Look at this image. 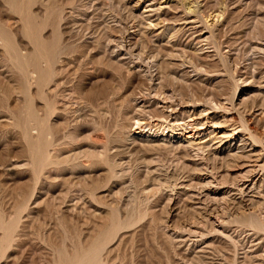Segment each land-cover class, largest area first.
Segmentation results:
<instances>
[{"label":"rangeland","instance_id":"rangeland-1","mask_svg":"<svg viewBox=\"0 0 264 264\" xmlns=\"http://www.w3.org/2000/svg\"><path fill=\"white\" fill-rule=\"evenodd\" d=\"M132 1L0 0V264H264V181L241 195L225 178L232 160L135 135L141 115L159 135L168 132L156 104L167 100L187 121L209 112L223 130L243 126L245 85L237 77L251 75L250 59H260L253 47L264 44V23L255 15H264V0H223L231 8L210 34V56L192 51L197 40L182 19L209 34L205 15L225 2L208 0L199 13L201 0H142L134 13ZM191 2L198 13L187 9ZM158 17L169 29L162 36V27L149 26ZM129 31L137 35L121 47ZM153 57L161 66L149 84ZM134 64L141 74L131 72ZM136 99L151 108L138 112ZM204 123L200 130H213ZM249 125L243 135L262 140L264 166V124ZM257 172L264 178V168ZM209 175L234 191L209 198L198 179ZM221 222L237 245L215 231Z\"/></svg>","mask_w":264,"mask_h":264},{"label":"bare ground","instance_id":"bare-ground-1","mask_svg":"<svg viewBox=\"0 0 264 264\" xmlns=\"http://www.w3.org/2000/svg\"><path fill=\"white\" fill-rule=\"evenodd\" d=\"M128 1V0H127ZM142 0H136L135 2H130V4H133V12L134 13H137L139 12V6L141 4ZM201 2V7L199 8L200 10L201 9H204L202 12H199V13H204L205 10H208L210 8H208V0H201L199 1ZM199 2H191L193 5L191 6V3L189 4L190 6L187 8L189 11L191 12H195V13H198V10L197 7L195 8V5L196 3H199ZM218 2V0H217ZM224 2L226 3V1H221L220 3H223ZM229 2V1H228ZM227 2V3H228ZM252 2V1H251ZM166 4H168L167 2H165ZM227 3L225 4V10L223 11H216L217 8H215V10H209L210 13H208L207 11V15L205 16H208V18H212V24H211V32L209 31V34H207V32H204V29H201L200 26H198V23L196 22V20H192V21H189L188 19H182V21H184V25L185 26H189L190 28V31H192L194 34H195V40H197V43H194L197 44V47H195L192 51L194 52H203V53H208V56H210L209 53L211 52H207V48L206 46L208 45V43L210 44V34H212L214 32L215 29H217L219 26H221V19L224 18V21H225V17H227V14H229V9L228 8H231L227 5ZM232 3V2H231ZM230 3V6L231 5H234ZM247 3V2H246ZM222 4V5H223ZM238 4V3H237ZM240 4V3H239ZM245 4V3H244ZM248 4V3H247ZM252 3H249V6L251 5ZM236 5V4H235ZM167 6V5H166ZM170 6V5H169ZM248 6V5H247ZM254 6V4H253ZM168 7V6H167ZM192 8H194V10H192ZM162 9V8H161ZM160 9V10H161ZM219 10V9H218ZM260 11V10H259ZM240 12V11H239ZM261 12H264V11H261ZM256 13V12H255ZM209 14V15H208ZM233 14V13H232ZM231 14V15H232ZM142 15V13H141ZM140 15V16H141ZM230 17V16H229ZM256 17V20L257 22H263L264 23V15H262L261 13H256L255 15ZM160 17H158V19L156 21L154 20H151L150 19V23H149V26H150V30H155L157 28H161V32H160V35L162 36L163 34H165L167 31H169V29L167 28L168 26L165 24V22L161 19H159ZM255 19V18H253ZM228 21V20H227ZM200 22V21H199ZM230 21H228L229 23ZM203 23V22H202ZM207 23V22H205ZM225 24V23H224ZM183 25V26H184ZM223 26V25H222ZM226 26V25H225ZM229 26V24H228ZM227 26V27H228ZM230 26H231V23H230ZM204 27V26H203ZM207 27V26H206ZM182 29V28H181ZM188 29V28H186ZM185 29V30H186ZM210 29V28H209ZM208 29V30H209ZM140 30V29H139ZM220 30V29H219ZM218 30V32H219ZM182 31V30H181ZM180 32V31H179ZM190 34V33H189ZM215 33H213L214 35ZM221 34V33H219ZM218 34V36H219ZM137 35V32L136 31H133V32H126V36L124 38V41L121 43V47H126L125 43H126V39L128 40H131L133 37L135 38V36ZM190 36V35H189ZM216 36V34H215ZM214 36V37H215ZM193 37V36H192ZM194 38V37H193ZM127 42H130L128 41ZM190 40V39H189ZM210 41V42H209ZM191 42V41H190ZM230 42V41H229ZM236 42V41H235ZM234 42V44H235ZM230 45H232L233 43H229ZM228 44V46H229ZM255 44V43H254ZM130 45V43H129ZM133 45V44H132ZM209 46V45H208ZM236 46V44L234 45ZM131 48V47H130ZM134 48V47H133ZM218 48V47H217ZM229 49L231 48L230 46L228 47ZM234 48V47H233ZM250 48V47H249ZM122 49V48H121ZM135 49V48H134ZM210 49V48H209ZM126 50V49H125ZM123 50V51H125ZM128 50V49H127ZM136 50V49H135ZM134 50V51H135ZM253 50L258 52V54H261L260 56V59L255 61L254 60V57L253 58H249L250 61H251V64L252 66H255V70L252 71V74L248 75L249 72H247V69H246V72L247 73H243L241 74L240 76H238L237 78H239L240 82H243V84L245 85L244 89H243V92H244V98H242V101H241V109L238 108V110H241V113H242V120H243V126L241 125L240 127L237 126V127H233L231 130L226 128V130H223L222 128H220V123L217 122L218 120H216V115H210L209 112H207V114H205L204 116H202L200 113V115L202 117H197L196 113H194L192 116L189 117L190 121H187L185 119H182L178 117L177 115V112H174L175 110L177 111V109H174V105L171 103V102H168L167 101H163V102H156L157 108H161V111H163V113L167 114V119H168V124H167V127H166V131H168L166 134H162V135H159V132L158 130H153L152 127H153V124L152 123H149L146 121L145 118H141L138 117L136 118L134 116V113H133V116L136 118H134L135 120V123H136V126H137V132L135 133V135L137 137H140V138H143V139H147V140H152V141H155V142H162V143H170V145L172 146H177V148L179 149H182L184 150L186 153L189 152L191 149H193L194 147H197L198 149H203V148H209V149H212V153L213 155L211 157H213V159L217 160L218 159H221V160H224L226 161L227 159L229 160H232L233 162L236 163V165L232 164V167H227V169L225 170V172L227 173V175L225 176V178L229 175L232 177V180H233V187H234V190L238 191L241 193V195L245 192H248V193H251L254 191V189H256L257 187H259L260 185V188L262 187V184H263V179L261 176H259L257 173V171L259 169H263L264 166L262 164L263 162V159H262V156H261V153L259 154L257 148H258V144H260L262 142L261 139H259L258 137H255L253 135H250L249 138H246L243 133L245 132L244 130L246 131H250V128L248 127L250 121L251 123L253 121H255V123L259 126L260 124H264V44H258L256 47H253ZM122 50H114V55L115 57L117 58H120L122 59L124 55H126L123 51V53L121 52ZM229 51V50H228ZM236 51V50H235ZM128 52V51H127ZM133 52V51H132ZM228 54V53H227ZM138 55V54H137ZM207 55V54H206ZM139 56V55H138ZM173 56V55H172ZM253 56V55H252ZM174 57V56H173ZM259 57V56H258ZM257 57V59H258ZM126 58V57H125ZM154 59H152L150 62H149V59H148V66L146 65V67L149 69L148 71V75H151V83L149 84H152L154 83L155 81H157L158 79H156V76H155V73H156V69L158 68V71L160 70L159 67L161 66V62L159 60V58L157 57H153ZM227 58V56H226ZM256 58V57H255ZM140 59V58H139ZM147 59V58H146ZM171 59V58H170ZM176 59V58H174ZM248 59V60H249ZM185 61V60H184ZM123 62V61H122ZM134 63V61H133ZM135 63H138V62H135ZM146 64V62H145ZM184 64V63H183ZM249 64V63H248ZM144 65V64H143ZM181 65V64H180ZM259 65H261V69L258 70L259 68H257ZM125 66V64H124ZM142 66V65H141ZM127 67H130L129 65H127ZM182 67V66H181ZM251 67V66H250ZM140 68V66L134 64L131 66L130 70L131 72L133 71L134 73L138 74L137 71H139L138 69ZM196 68V67H195ZM202 68V67H201ZM128 69V68H127ZM198 69V68H197ZM251 70V68H249ZM248 69V70H249ZM258 71H257V70ZM202 70V69H201ZM237 70V69H236ZM249 70V71H250ZM155 71V72H154ZM242 71V70H240ZM199 72V71H198ZM245 72V71H244ZM142 73V72H141ZM140 71H139V74H141ZM158 73V72H157ZM201 73V71H200ZM239 73V71H238ZM242 73V72H241ZM251 73V71H250ZM130 74V73H129ZM138 74V75H139ZM187 74V73H186ZM236 74V73H235ZM134 77V76H132ZM138 77V76H137ZM150 77V76H149ZM159 77V76H158ZM149 80V82H150ZM162 80V78H161ZM158 82V81H157ZM239 82V81H238ZM160 83V82H159ZM157 84L160 85V84ZM241 84V83H240ZM160 89V88H159ZM159 92V91H158ZM161 93V92H160ZM151 94V93H150ZM156 94V93H154ZM255 94V95H254ZM163 95V94H162ZM254 95V96H253ZM155 96V95H154ZM153 96V97H154ZM149 97V95H148ZM157 97V95H156ZM169 97V95H168ZM142 98V97H140ZM147 98V97H146ZM159 98V97H158ZM166 98V97H165ZM174 98V97H173ZM148 99V98H147ZM144 100V101H136L135 104L133 106H135V109H137V111H144V110H147V109H150L151 108V104L149 101ZM150 99V98H149ZM153 99V98H151ZM157 99V98H155ZM154 100V99H153ZM165 100V99H164ZM155 101V100H154ZM174 102V101H173ZM133 104V103H132ZM155 104V103H154ZM183 105V104H182ZM239 105V106H240ZM186 106V105H185ZM184 107V106H183ZM154 108V107H153ZM188 109V108H186ZM157 110V109H156ZM155 110V111H156ZM205 110V109H204ZM135 111V110H134ZM135 111V113L137 112ZM185 111V110H184ZM230 111V110H229ZM228 111V112H229ZM146 113V111H144ZM150 112V110H149ZM152 112H153V109H152ZM151 112V113H152ZM183 112V111H180V113ZM205 112V111H204ZM137 114V113H136ZM135 114V115H136ZM148 114V113H147ZM138 115V114H137ZM144 115V113H143ZM231 114H226L224 115L222 118L224 120V123L229 124V122H233L234 119L230 116ZM246 116H249L251 118V120L248 122H246ZM162 117V116H161ZM160 117V118H161ZM164 117V116H163ZM157 119L156 121V125L155 126H159V124H161V120ZM188 119V120H189ZM222 120V121H223ZM248 120V119H247ZM253 120V121H252ZM164 121V120H163ZM206 122V123H211L213 124V130L209 131L208 127L204 130H200L198 128V126L200 127V124H202L203 122ZM237 121V120H236ZM235 122V121H234ZM233 122V123H234ZM204 123V125L206 124ZM248 123V124H247ZM218 124L220 126H218ZM221 124H223L221 122ZM224 125V124H223ZM230 125V124H229ZM228 125V126H229ZM234 125V124H233ZM245 125V126H244ZM154 126V127H155ZM231 126V125H230ZM250 126V125H249ZM261 126V125H260ZM244 127V129H243ZM262 127V126H261ZM201 128V127H200ZM225 129V128H224ZM190 130V131H189ZM158 132V133H157ZM203 138L205 140H203ZM262 138V137H260ZM239 139L240 142L239 144L237 145L235 143V141ZM263 139H264V136H263ZM252 141L253 142V145H248L249 142ZM264 141V140H263ZM211 144V145H210ZM249 149V150H248ZM206 150V149H205ZM260 151V150H259ZM211 153V154H212ZM247 158L249 159H256L255 163H257L256 165L254 164V166H251L248 164L246 166L245 162V159L247 160ZM220 160V161H221ZM213 161V160H212ZM249 161V160H248ZM247 161V162H248ZM251 161V160H250ZM249 161V162H250ZM254 161V160H253ZM214 162V161H213ZM216 162V161H215ZM218 162H216L217 164ZM223 163V161H222ZM225 165L226 162H224ZM228 163H231L228 162ZM253 163V162H251ZM212 165H215L214 163ZM224 165V164H223ZM227 166H230L229 164ZM222 167V165L220 166V168ZM226 167V166H225ZM207 168V167H206ZM219 168V169H220ZM208 169V168H207ZM214 170V167L212 168ZM224 169V168H223ZM206 170V169H205ZM221 172V170H219ZM224 172V171H223ZM260 172V171H259ZM210 175H211V172H209ZM214 173V172H213ZM219 173V172H217ZM216 173V175H217ZM203 175V174H202ZM205 175H208L207 173H205ZM209 175V176H210ZM261 175V174H260ZM213 176V174H212ZM222 177V176H220ZM224 177V175H223ZM229 177V178H231ZM219 179V176L217 177ZM197 179V178H196ZM201 183L205 182L204 186L206 188L205 189H202L203 186H201V189L202 191H204L205 195L209 196L210 197H213V199H222L224 200L227 196V194H229V192L234 191L233 189L231 190H227L225 187L223 188L222 187H217L215 186L213 183H212V178L211 176L208 178H203V177H200L198 178ZM216 179V177L214 178ZM216 179V180H218ZM222 179V178H220ZM217 182V181H216ZM207 183V184H206ZM220 183V181H219ZM222 183V182H221ZM214 185V186H213ZM220 185V184H218ZM222 185V184H221ZM185 186V185H184ZM188 186V185H187ZM232 187V186H231ZM230 187V188H231ZM204 188V187H203ZM261 190V189H260ZM201 191V190H200ZM201 193V192H200ZM257 193V192H256ZM238 194V193H237ZM255 194V193H254ZM202 195V194H201ZM246 195V193H245ZM261 195V194H260ZM204 196V195H203ZM252 196V195H251ZM217 200V201H218ZM247 200V199H246ZM249 200V199H248ZM252 200V199H251ZM252 202H254L252 200ZM252 204V203H251ZM249 205V204H248ZM254 205V203L252 204V206ZM249 209V208H248ZM241 211V210H240ZM252 213V212H251ZM249 215V217L251 216L252 218L256 216V212L252 213ZM240 214V213H239ZM238 214V215H239ZM247 214L246 212L243 213L241 212L240 214V218L241 217H245ZM247 217V216H246ZM236 218V216H235ZM239 219V217H238ZM250 219V218H249ZM236 220V219H235ZM252 220V219H250ZM254 220V219H253ZM257 221H260V219H256ZM254 220V221H256ZM232 221V220H230ZM256 221V223H257ZM228 222V221H227ZM233 222V221H232ZM213 223V222H212ZM231 223V222H230ZM226 224L225 222H221L219 223L218 225H215V231L219 232L225 239L229 238L232 242V244L235 246L237 245L234 244L236 241L233 240L232 236H230V234L228 235L227 234V230H226ZM258 224V223H257ZM214 228V227H213ZM214 230V229H213ZM196 232L195 230H193L192 233H195V234H192V235H196ZM200 232V231H199ZM216 232V233H217ZM198 234V233H197ZM202 234V233H201ZM190 235V234H189ZM207 236V235H206ZM234 237V236H233ZM228 239V240H229ZM205 240V239H204ZM182 241V240H181ZM235 241V242H234ZM202 243V242H201ZM205 243H207L208 245L206 247L210 245L213 246V243L211 240L209 239H206ZM212 243V244H211ZM196 244H197V241H196ZM238 245H239V242H238ZM211 246V247H212ZM205 248V247H204ZM209 249V248H208ZM200 251V250H199ZM245 252V251H244ZM198 253V252H197ZM203 253V252H202ZM247 254V253H246ZM245 254V255H246ZM246 256H244V258L242 259H245ZM237 258V257H236ZM247 258V257H246ZM236 260V259H235ZM232 261V260H231ZM242 261V260H241ZM237 262V261H236Z\"/></svg>","mask_w":264,"mask_h":264}]
</instances>
